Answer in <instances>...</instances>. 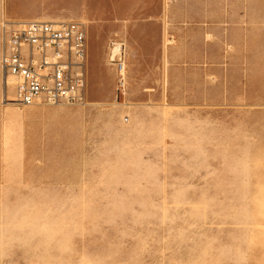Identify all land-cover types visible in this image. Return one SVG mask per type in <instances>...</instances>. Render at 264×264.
Returning a JSON list of instances; mask_svg holds the SVG:
<instances>
[{
    "label": "rangeland",
    "instance_id": "rangeland-1",
    "mask_svg": "<svg viewBox=\"0 0 264 264\" xmlns=\"http://www.w3.org/2000/svg\"><path fill=\"white\" fill-rule=\"evenodd\" d=\"M249 3L8 0L80 16L87 58L81 103L0 99V264H264V0Z\"/></svg>",
    "mask_w": 264,
    "mask_h": 264
},
{
    "label": "built area",
    "instance_id": "built-area-1",
    "mask_svg": "<svg viewBox=\"0 0 264 264\" xmlns=\"http://www.w3.org/2000/svg\"><path fill=\"white\" fill-rule=\"evenodd\" d=\"M7 27L3 31L1 67L6 89L9 78H14L12 102L26 106L81 103L87 58L83 25L29 21ZM122 57L120 54L115 59L120 73L125 69Z\"/></svg>",
    "mask_w": 264,
    "mask_h": 264
},
{
    "label": "crops",
    "instance_id": "crops-1",
    "mask_svg": "<svg viewBox=\"0 0 264 264\" xmlns=\"http://www.w3.org/2000/svg\"><path fill=\"white\" fill-rule=\"evenodd\" d=\"M236 1V0H235ZM250 0H239V5L243 6V14L247 15V5H249ZM237 4V2H235ZM242 15V17L244 16ZM52 17H58L62 18L64 20H74L77 21L78 18H81L77 14L73 12H50V10H46L43 5L39 7L38 5H31L28 7H24L16 12H13L12 10L8 9V0H0V99L3 96V89H4V83H3V70L1 68V58L3 55V30L2 25L6 21H13V22H29V21H56V19ZM89 22L88 19L83 18L84 22ZM246 22V20H245ZM82 23V22H81ZM127 80H128V74H127Z\"/></svg>",
    "mask_w": 264,
    "mask_h": 264
},
{
    "label": "bare ground",
    "instance_id": "bare-ground-1",
    "mask_svg": "<svg viewBox=\"0 0 264 264\" xmlns=\"http://www.w3.org/2000/svg\"><path fill=\"white\" fill-rule=\"evenodd\" d=\"M47 22H76V21H74V20H56V21H47ZM14 23H25V22H14ZM123 45H124L123 43L115 42V46L113 48H111L112 49L111 52H112L113 56L111 57V59H109L107 61L108 65L114 66V64L110 63V62H114L116 57H119V55L122 54ZM115 73H116L117 77L122 76V78L125 80V81L124 80L119 81L120 83H126V81H127V70L126 69H124V71H122L121 73L116 70ZM4 87H5V84H4ZM3 96H4V99H3L4 102H8L9 104H17V103L12 102L14 97H15L14 78H11V77L9 78L8 87H7V89L4 88ZM63 104H68V103H63ZM48 105H52V104H48ZM29 106H33V105H29Z\"/></svg>",
    "mask_w": 264,
    "mask_h": 264
}]
</instances>
